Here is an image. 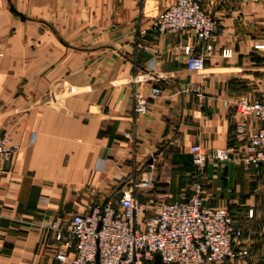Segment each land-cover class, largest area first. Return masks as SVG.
<instances>
[{
	"label": "crops",
	"instance_id": "0c3cea01",
	"mask_svg": "<svg viewBox=\"0 0 264 264\" xmlns=\"http://www.w3.org/2000/svg\"><path fill=\"white\" fill-rule=\"evenodd\" d=\"M172 1L0 0V134L18 145L0 158V264H68L55 259L48 222L111 198L119 183L133 188L149 162L151 184L136 197L150 207L185 200L193 142L229 150L196 172L202 204L244 219L251 209L246 220L264 229V173L243 171L232 105L264 91V0H203L216 20L208 51L190 30L154 28ZM185 45L202 53L201 71L186 68ZM151 86L159 92L136 114L133 91ZM256 124L250 115L246 127Z\"/></svg>",
	"mask_w": 264,
	"mask_h": 264
},
{
	"label": "built area",
	"instance_id": "2783aa9c",
	"mask_svg": "<svg viewBox=\"0 0 264 264\" xmlns=\"http://www.w3.org/2000/svg\"><path fill=\"white\" fill-rule=\"evenodd\" d=\"M202 2L173 0L156 17L154 28L169 33L190 30L204 50H210L215 40L216 20L202 8ZM182 51L186 55V68L201 71L202 53L191 52L187 45ZM221 54H228V49ZM158 92L156 86H151L146 94L133 91V111L144 113L146 98ZM232 105L241 116L236 131L245 133L244 161L264 162V91L254 98H233ZM250 115L258 124L247 128ZM17 148L16 143L0 134V158ZM188 152L191 164L197 168L207 160L229 159L227 148L206 149L197 142L189 144ZM151 169L149 162L133 188L151 184ZM133 188L121 191L118 199L108 198L101 208L95 204L66 220H50L47 227L58 243L55 259L68 264H95V260L97 264H153V255L157 253L162 264H210L231 263L248 255L241 226L232 222L225 205L202 204L199 182L192 183V191L185 200H162L153 207L140 201ZM246 216H251V209L247 210Z\"/></svg>",
	"mask_w": 264,
	"mask_h": 264
},
{
	"label": "rangeland",
	"instance_id": "374dc122",
	"mask_svg": "<svg viewBox=\"0 0 264 264\" xmlns=\"http://www.w3.org/2000/svg\"><path fill=\"white\" fill-rule=\"evenodd\" d=\"M258 164L259 163H245V166H243V171L247 172L253 177L256 175L255 178L257 179L258 177H260L262 173H264L263 170L264 168L258 167ZM191 167H192L193 178L195 177L191 181V185L196 181L202 184L199 178L196 177L197 176L196 172H198L201 167L197 168L193 164H191ZM221 168L223 169V166ZM229 214L239 223V225L243 229V238L245 241L244 244L248 249V255L244 259L236 258V260H243V262H245L246 264H264V229H262L259 233H257L254 231L256 229H252V225L253 224L255 225V222L251 223L250 221H247L246 220L247 216L244 219V215L241 213L238 215V213L236 214L229 211ZM258 218L259 221L257 222V224L261 225L262 227V225L264 224V215H260Z\"/></svg>",
	"mask_w": 264,
	"mask_h": 264
},
{
	"label": "water",
	"instance_id": "95a60500",
	"mask_svg": "<svg viewBox=\"0 0 264 264\" xmlns=\"http://www.w3.org/2000/svg\"><path fill=\"white\" fill-rule=\"evenodd\" d=\"M148 162L150 161V158L147 160ZM122 183H119L117 186H116V190L115 192H113L111 194V198L112 199H118L120 196H121V191L119 190V187L121 186ZM109 197H105L103 198V200L101 201V203L99 204L100 208L102 207L103 203L108 199ZM95 264H97L96 260H95ZM153 264H160V260H159V256L157 253H154L153 255Z\"/></svg>",
	"mask_w": 264,
	"mask_h": 264
},
{
	"label": "trees",
	"instance_id": "16d2710c",
	"mask_svg": "<svg viewBox=\"0 0 264 264\" xmlns=\"http://www.w3.org/2000/svg\"><path fill=\"white\" fill-rule=\"evenodd\" d=\"M238 224V223H237ZM239 225V224H238ZM242 235H243V229H242Z\"/></svg>",
	"mask_w": 264,
	"mask_h": 264
}]
</instances>
